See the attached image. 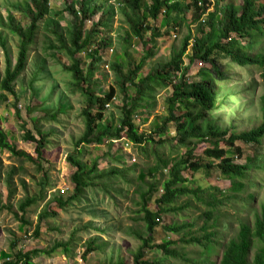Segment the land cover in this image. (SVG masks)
<instances>
[{
	"label": "trees",
	"instance_id": "trees-1",
	"mask_svg": "<svg viewBox=\"0 0 264 264\" xmlns=\"http://www.w3.org/2000/svg\"><path fill=\"white\" fill-rule=\"evenodd\" d=\"M100 0H76L71 6L65 8L75 19L69 32L65 35L61 32V26L57 20H48L46 29L57 40L58 45L49 42L47 50L55 51L52 56L57 58L65 53L71 64L65 66L74 81V87L86 102L82 110L85 129L82 136L74 143V150L68 154V162L76 169L71 177L74 191L67 199L54 197L53 202L48 203L52 210L55 203L57 209L67 210L76 203L84 205L93 217L108 216L107 211L101 208L107 197H111L112 205H118V197L128 198L130 188H133L136 200L133 201L138 208L136 226L130 227L129 234L141 242L137 252L129 258L113 250L106 264H264V201H259L260 189L264 182V2L263 0H244L238 6L230 3L221 11L208 13L207 0H150L151 5H144L145 0H118V9L109 1ZM92 3L94 4L92 8ZM12 9L20 11L29 25L23 27L16 23L11 14L6 19L0 18V46L4 50L5 69L0 71V102L7 101L5 95L15 93V85L26 72L30 62V50L37 46L40 33V24L45 21L51 12L50 0H24ZM102 15L96 25L86 29L89 21L97 13ZM120 13L129 27L130 34L123 38L125 59L127 62L114 61L110 64L116 76V87L109 86L102 95H98L100 80L95 79L98 73V65L103 61L105 50L112 47V39H96V34L101 31L109 32L113 29V22ZM192 13L197 26L195 31L189 32L180 47L174 48L169 60L156 62L141 75V71L147 66V60L155 56L157 39L163 36L157 28L147 24L149 19L158 20L164 16L167 26L181 28L186 23V16ZM62 12L56 13V17ZM4 32H10L19 40V53L14 64L7 48V40ZM151 32L152 50L146 47L148 42L144 36ZM216 32L218 35L216 36ZM102 34V33H101ZM132 40L142 42L145 52L140 62L132 66V57L129 49ZM244 42H247L245 44ZM80 53L89 54L93 59L89 63L87 71L82 68V60L77 58ZM59 54V55H58ZM190 64L200 60L207 63L210 68H202L196 76L197 81L190 77L186 67V59ZM129 68L125 71L126 65ZM105 65H109L105 62ZM232 66L239 68H259L262 70L263 93L259 99L261 121L250 130L233 132L229 138L228 130H224L213 121L214 114L218 113L224 104H231L235 94L232 88L237 87ZM46 60L36 64L38 73L43 72ZM40 80L35 76L31 81V91L36 97L37 91L34 84ZM129 86H134L136 94L131 98L128 94ZM170 89L171 95L166 99V115L160 119L161 126L157 132L149 135L139 133L135 122L136 114L140 109H148L155 104V98L159 91ZM250 87L248 88V90ZM123 95V105L120 119V127L112 133L113 124L103 126L108 106L114 102L118 93ZM146 103V104H145ZM67 107L61 106L59 111L52 112L49 117L53 122L61 123L60 116L67 114ZM30 108V113L33 112ZM37 122V121H36ZM174 125L176 136L170 139L156 140L155 136H163ZM23 140L34 143L35 155H29L20 151L18 147L9 142V137L0 126V149L9 151L12 156L21 162L29 161L38 167L43 173L45 181L41 182L42 190L38 195L27 197L18 203L16 216L21 212L26 214L29 208L38 207L46 200L45 190L50 185L47 173L41 168L42 160L50 140L55 135V127L51 131H45L42 126L35 125L36 136L32 131L26 130L25 125ZM104 137L109 140H121L126 138L137 147H142L146 152L147 145L154 146L150 152L155 156V163L143 169L137 178L130 177L135 168L113 167L106 171L98 168L97 160L88 166L82 157L81 146L99 143ZM176 144H175V143ZM168 143L171 144V154L166 155L159 151ZM175 144V145H174ZM205 144L204 162L202 157L195 155L198 145ZM227 144L231 148L235 144L245 147H235L237 157L242 158L247 153V147L252 148V155H247L244 164L235 163L228 157L227 151L222 147ZM174 148H184L186 152L181 157L173 158ZM120 162L118 158H114ZM217 169L221 177L230 181L227 191H221L217 187L205 188L200 184L194 185L190 179L184 176V172L211 171ZM14 168L7 174V182L12 189L13 179L17 174ZM261 173L263 177L261 178ZM167 174L166 179L159 176ZM1 177V175H0ZM127 186L129 189L124 188ZM162 188L164 193L157 199L158 210L149 209L150 196ZM100 198H104L103 203ZM185 200L181 206L177 204ZM198 201L205 207L199 217L201 223L182 222L180 224L162 225L163 215L167 213L178 214L194 207L193 202ZM94 205H97L95 207ZM224 207L227 212H225ZM228 207V209H227ZM200 210V209H198ZM44 211L39 216V224L48 218L56 216ZM23 221L24 218H23ZM36 229L40 232V225ZM196 227L198 231L195 232ZM92 228V223L85 226ZM99 233L108 232L101 227L94 228ZM157 232L160 236H157ZM168 234L178 236L169 239ZM157 240V242H156ZM76 235L69 241L56 242L50 249H34L32 251H18L13 258L4 257L0 264H36L34 260L39 257L51 258L58 252L68 258H74L77 250ZM85 250L81 256L82 261L88 262L89 255L95 251H103L108 247L100 237L90 238L85 243ZM191 247V248H189ZM14 248V245H13ZM157 249L160 256L153 261L145 258V250ZM220 258L219 263L215 257ZM10 259V260H8Z\"/></svg>",
	"mask_w": 264,
	"mask_h": 264
},
{
	"label": "rangeland",
	"instance_id": "rangeland-1",
	"mask_svg": "<svg viewBox=\"0 0 264 264\" xmlns=\"http://www.w3.org/2000/svg\"><path fill=\"white\" fill-rule=\"evenodd\" d=\"M76 0H50L51 14L47 16L45 21L40 24V33L37 39V46L30 50V62L26 72L19 79L15 85V93L5 95L8 97L7 101L0 102V126L9 137V142L16 145L20 151L34 156L35 147L34 143H28L23 140L25 125L26 130H30L36 136L34 129L35 125L42 126L45 131H51L55 127V135L52 136L50 144L46 150L45 157L42 160L41 168L47 173L50 185L45 190L46 200L38 207H31L26 214L22 212L16 216V208L19 202L25 200L27 197L38 195L42 190L40 185L45 181L43 173L38 170V167L29 161L21 162L7 150L0 149V263L3 262L4 257L8 256L13 258L18 251H32L34 249H50L56 242L69 241L73 235H76L77 250L74 258H68L65 254L58 252L51 258L39 257L34 260L36 264H106L112 251L116 255L122 254L129 258L133 253L137 252L141 242L129 234L130 227L140 229L142 226H136L135 219L138 216V208L133 201L136 200L132 194L133 188H130L131 195L128 198L118 197V205H112L111 197L100 198L101 208L107 211L108 216L93 217L90 211L84 205L76 203L67 210H59L55 203L52 204V210L48 208V203L53 202L54 197H62L67 199L73 194L74 185L71 181L72 175L76 169L68 162V154L74 150V143L82 136L85 129L84 119L82 117V110L86 107V102L81 94L77 92L74 87V81L70 72L65 69V66L71 64V59L65 54H58L55 58L52 53L55 51L47 50L49 42L58 45L54 35L46 29L48 20H57L61 26V32L65 35L68 34L71 25L75 23V19L71 13L65 10L67 6H71ZM103 2L109 1L118 9L120 4L118 0H100ZM98 1L96 4H99ZM244 0H207L208 13L214 11H221L222 8L230 3H235L240 6ZM191 0H187L189 4ZM264 2V0H263ZM24 0H0V18L6 19L9 14L12 15L16 23L21 24L23 27L29 25V21L25 19L20 11L12 9L14 5L22 4ZM95 4V3H94ZM92 3V8L94 6ZM145 6L151 5L150 0L144 1ZM62 12L61 15L56 17V13ZM102 13L97 12L93 18L87 21L86 29L89 30L91 26L96 25ZM195 17L192 13L186 16V23L181 28L167 26V19L162 16L158 20L149 19L147 24L157 28L163 36L157 39V48L154 51L155 56L147 60V66L141 71V75H145L147 71L156 62H165L170 59L174 48L180 47L184 38L189 32H194L197 26ZM1 29V28H0ZM102 33V34H101ZM130 34L129 27L124 21L120 13L114 19L113 29L109 32L101 31L96 34V39L108 38L112 39V47L105 50L103 61L98 65L99 70L95 75V79L105 77L100 80V87L97 89L98 95H102L109 86L116 87V76L112 71L110 64L114 61L127 62L125 59L124 47L122 46L123 38ZM218 33L216 32V36ZM4 37L7 40V48L10 56L15 64L19 53V40L10 32H4ZM144 39L148 42L146 49L152 50L153 44L151 43V32L145 34ZM132 47L129 49V55L132 57V66H136L141 57L144 55L145 46L142 42L138 43L137 40H132ZM247 44V42H244ZM153 51V50H152ZM77 58L82 60V68L87 71L92 57L86 53H80ZM46 60V67L43 72L37 71L36 64L40 61ZM105 62L109 65H105ZM186 67H190L189 75L197 81L198 71L202 68H210V66L201 62L200 60L190 64L189 59H186ZM129 66L126 65L125 71L127 72ZM5 69V55L4 50L0 46V71ZM232 73L238 80L237 87L232 88L235 94V99L231 100V104H224L221 110L214 114L213 121L224 130H228L229 138L233 132H242L250 130L261 121L260 102L259 99L263 93L262 70L253 68H239L232 66ZM35 76H39L34 87L37 91L36 97L33 96L31 91V81ZM250 89L248 90V88ZM128 94L133 98L136 94L134 86H129ZM171 95L170 89L159 91L155 98V104L148 109H140L136 114L135 122L138 126L139 133L147 135L157 132L161 126V117L166 115L167 97ZM146 104V103H145ZM123 105V95L119 92L114 99V102L107 108L106 116L103 126L111 123L113 124L112 133L120 127V119H122L121 106ZM61 106L67 107V114L60 116L61 123L53 122L49 115L52 112L59 111ZM30 108L33 112L30 113ZM37 121V122H36ZM176 136L174 125H170V130L167 134L155 136L156 140L161 137L163 139H170ZM175 143V142H174ZM176 144V143H175ZM174 144V145H175ZM243 149L246 146L235 144ZM152 145H147L149 148L146 152L142 147H137L128 141L126 138L121 140H109L104 137L99 143H92L90 145L81 146L83 160L88 166H91L96 160L98 168L101 171H106L113 167H129L135 168L130 177H135L149 166L155 163V156L150 152ZM206 145H198L195 150L197 157H202L204 162V149ZM227 144H222L223 149L227 151L228 157L234 159L237 164H244L247 155H252V148L247 147V153L244 157L240 158L236 155V150ZM159 151L166 155L171 154V144L168 143ZM172 153L173 158L181 157L186 152L184 148H174ZM114 158L121 161L118 162ZM16 168L17 174L13 179L12 189L7 182V174ZM184 176L194 182V185L200 184L205 188L217 187L221 191H227L230 187V181L221 177V173L217 169L211 171H200L194 173L193 171L184 172ZM263 173H261V178ZM167 174L160 175L159 179H166ZM124 188L129 189L127 186ZM164 193L161 186L151 196L149 200V209L153 212L158 210L157 199ZM259 201H264V182L260 189ZM185 200H181L177 206H181ZM194 207L188 208L184 212L178 214L167 213L163 215L162 225L180 224L182 222L201 223L199 217L202 214V209H205L198 201L193 202ZM97 207V205H94ZM57 213L54 218L43 220L39 224V216L42 212L48 211L51 215ZM200 209V210H198ZM228 209V207H227ZM225 212H227L224 207ZM23 218L25 221H23ZM92 223L91 229H86L88 223ZM40 225L39 235L37 234V227ZM101 227L108 229V232L99 233L94 228ZM198 231L196 227L195 232ZM157 236L160 233L157 232ZM169 239H177L178 236L168 234ZM100 237L104 242H107L108 247L103 251H95L89 255L88 262L81 259L85 250V243L90 238ZM157 242V240H156ZM14 245V248H13ZM191 248V247H189ZM160 256L157 249L148 248L145 250V258L153 261L155 257ZM219 263L220 258L215 257ZM165 264H171L169 261Z\"/></svg>",
	"mask_w": 264,
	"mask_h": 264
},
{
	"label": "built area",
	"instance_id": "built-area-1",
	"mask_svg": "<svg viewBox=\"0 0 264 264\" xmlns=\"http://www.w3.org/2000/svg\"><path fill=\"white\" fill-rule=\"evenodd\" d=\"M109 107V106H108ZM8 260H10V259H8Z\"/></svg>",
	"mask_w": 264,
	"mask_h": 264
}]
</instances>
